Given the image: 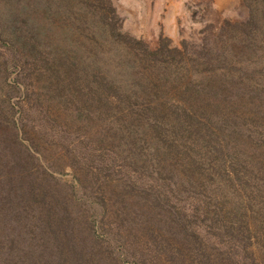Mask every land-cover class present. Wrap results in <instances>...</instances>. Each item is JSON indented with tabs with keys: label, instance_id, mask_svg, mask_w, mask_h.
Returning a JSON list of instances; mask_svg holds the SVG:
<instances>
[{
	"label": "trees",
	"instance_id": "trees-1",
	"mask_svg": "<svg viewBox=\"0 0 264 264\" xmlns=\"http://www.w3.org/2000/svg\"><path fill=\"white\" fill-rule=\"evenodd\" d=\"M246 1L250 22L222 28L223 50L202 47L186 57L164 45L148 51L121 30L110 0H24L19 9L16 0H0V125L8 126L10 99L22 92L16 86L10 95L12 73L31 56L41 65L49 56L68 83L63 89L57 81L58 99L77 104L81 93L92 101L81 113L111 120L117 156L128 154L131 166L159 178L165 170L163 182L155 178L162 197L171 191L186 199L183 206H98L93 198L89 206H0V264H264V165L231 159L235 182L224 173V155L234 150L228 144L224 152L198 118L213 116L235 135L238 122L206 109L205 97L221 98L237 81L264 97V0ZM55 20L68 27L61 39L51 32ZM225 30L240 34L225 37ZM174 92L182 104L172 108ZM104 246L111 257L98 262Z\"/></svg>",
	"mask_w": 264,
	"mask_h": 264
},
{
	"label": "rangeland",
	"instance_id": "rangeland-1",
	"mask_svg": "<svg viewBox=\"0 0 264 264\" xmlns=\"http://www.w3.org/2000/svg\"><path fill=\"white\" fill-rule=\"evenodd\" d=\"M23 1L16 0L18 9ZM110 1L121 30L136 41H142L148 51H156L164 45L168 49H179L186 57L202 47L223 50L222 28L245 25L251 19L246 0ZM67 30L65 20H55L51 32L61 39L64 33L69 34ZM239 34L232 30L224 32L225 37ZM41 56L46 59L47 54ZM48 58L46 65H41L40 57L31 56L7 81L10 95L16 86L22 87V92L16 90L10 99L14 109L6 120L8 126L0 125V206H89L86 202L89 198L98 206H183L186 199L180 202L171 191L167 197H162L160 185L165 170L159 178L146 168L145 171L141 163L135 161L137 164L131 166L128 154L124 153L122 158L117 156L116 126L111 120L96 119L93 110L89 115L81 113L79 106H92V101L85 103L88 99L81 93L77 104L58 99L57 81L61 80L63 89L68 83L66 77L55 72ZM175 93L167 98L172 108L175 101L182 104ZM222 93L221 98L218 95L205 97L210 102L206 109H219L225 118L236 120L239 131L233 135L220 129L213 116L209 120L205 116L198 118L204 128L207 126L216 134L214 140L224 144V152L228 149L226 145H231L234 151L224 155L228 159L224 173L238 182L231 159L237 162L253 157L264 165V139H252L246 133L251 130L264 134V101L259 103L264 97L252 94L248 84L242 81L232 82ZM106 95L110 102L117 104L115 95ZM238 95H241L239 106L235 105ZM217 102L221 103L216 105ZM254 145L263 146L257 149ZM155 178L162 180L161 184ZM75 222L81 234L80 222ZM80 234L76 239L80 240ZM100 253L103 258H96L98 262L111 257L107 246L101 248ZM93 260L90 259L92 264ZM165 264L173 262L165 259ZM238 264H243V260H238Z\"/></svg>",
	"mask_w": 264,
	"mask_h": 264
}]
</instances>
